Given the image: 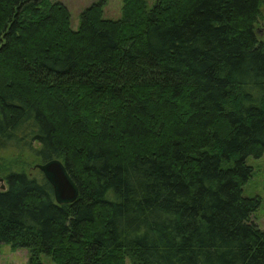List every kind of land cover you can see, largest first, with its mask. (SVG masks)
Here are the masks:
<instances>
[{
    "label": "trees",
    "instance_id": "16d2710c",
    "mask_svg": "<svg viewBox=\"0 0 264 264\" xmlns=\"http://www.w3.org/2000/svg\"><path fill=\"white\" fill-rule=\"evenodd\" d=\"M71 19L59 0H0V245L30 264H264L262 198L245 194L264 0H123L118 19L101 0ZM53 159L72 203L26 169Z\"/></svg>",
    "mask_w": 264,
    "mask_h": 264
},
{
    "label": "rangeland",
    "instance_id": "374dc122",
    "mask_svg": "<svg viewBox=\"0 0 264 264\" xmlns=\"http://www.w3.org/2000/svg\"><path fill=\"white\" fill-rule=\"evenodd\" d=\"M58 1V0H55ZM66 4L71 12L72 27L78 29L81 21L82 11L101 0H59ZM104 1V16L106 18L118 19L122 16L123 0H103ZM156 0H148V4L152 7ZM260 33L264 34V25L260 26ZM14 156V155H12ZM249 163L254 167L255 175L247 183L245 187V194L247 195H260L262 204L255 212L254 219L257 224L264 229V154L260 158H251ZM26 164L28 172L39 176L42 171L37 168L38 163ZM4 177L0 176V179ZM6 185L5 179L0 180V189ZM41 261L43 264H56L54 260L47 254H41ZM0 264H30V251L28 248H13L9 244L0 245ZM127 264H132L130 259H127Z\"/></svg>",
    "mask_w": 264,
    "mask_h": 264
},
{
    "label": "water",
    "instance_id": "95a60500",
    "mask_svg": "<svg viewBox=\"0 0 264 264\" xmlns=\"http://www.w3.org/2000/svg\"><path fill=\"white\" fill-rule=\"evenodd\" d=\"M43 171L46 178L51 182L55 198L58 203H72L79 196V187L68 173L65 163L59 159H53L46 163L36 165ZM1 181L4 179L1 178ZM6 185L2 186L5 189Z\"/></svg>",
    "mask_w": 264,
    "mask_h": 264
}]
</instances>
